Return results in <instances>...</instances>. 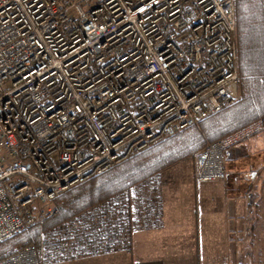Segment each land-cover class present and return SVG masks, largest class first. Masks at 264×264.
<instances>
[{"label": "built area", "instance_id": "obj_1", "mask_svg": "<svg viewBox=\"0 0 264 264\" xmlns=\"http://www.w3.org/2000/svg\"><path fill=\"white\" fill-rule=\"evenodd\" d=\"M236 0H0V243L40 226L0 264H54L128 251L161 224L152 175L44 230L53 201L238 98ZM264 117L195 159L223 180L224 153Z\"/></svg>", "mask_w": 264, "mask_h": 264}, {"label": "crops", "instance_id": "obj_2", "mask_svg": "<svg viewBox=\"0 0 264 264\" xmlns=\"http://www.w3.org/2000/svg\"><path fill=\"white\" fill-rule=\"evenodd\" d=\"M184 162L160 173L157 229L128 251L54 264H264V132L225 151L223 180L196 184Z\"/></svg>", "mask_w": 264, "mask_h": 264}, {"label": "trees", "instance_id": "obj_3", "mask_svg": "<svg viewBox=\"0 0 264 264\" xmlns=\"http://www.w3.org/2000/svg\"><path fill=\"white\" fill-rule=\"evenodd\" d=\"M235 11L240 76L238 100L200 121L197 127L158 142L140 155L60 195L53 201L57 213L44 221V230L62 225L76 215L110 200L125 188L159 174L182 160L193 158L206 143H214L264 117V1L236 0ZM39 231L40 226L34 225L1 242L0 260L36 244Z\"/></svg>", "mask_w": 264, "mask_h": 264}, {"label": "rangeland", "instance_id": "obj_4", "mask_svg": "<svg viewBox=\"0 0 264 264\" xmlns=\"http://www.w3.org/2000/svg\"><path fill=\"white\" fill-rule=\"evenodd\" d=\"M242 14V13H241ZM238 98H239V93H238ZM238 98H237V100H238ZM198 154V153H197ZM197 154L193 157V158H187V160L185 159V162L182 164V165H180V166H178V168H182V169H188V168H190V165H191V163H193L194 162V167H195V159H196V156H197ZM194 160V161H193ZM184 169V170H185ZM195 169V168H194ZM193 178H194V171H193ZM197 184V183H196ZM212 264H215V263H212Z\"/></svg>", "mask_w": 264, "mask_h": 264}]
</instances>
